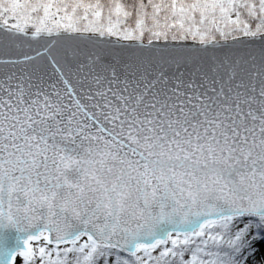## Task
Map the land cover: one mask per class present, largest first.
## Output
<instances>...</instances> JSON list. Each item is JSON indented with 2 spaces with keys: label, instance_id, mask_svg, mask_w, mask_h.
<instances>
[{
  "label": "snow or ice",
  "instance_id": "6c2138e0",
  "mask_svg": "<svg viewBox=\"0 0 264 264\" xmlns=\"http://www.w3.org/2000/svg\"><path fill=\"white\" fill-rule=\"evenodd\" d=\"M0 72V264H264V0H0Z\"/></svg>",
  "mask_w": 264,
  "mask_h": 264
},
{
  "label": "water",
  "instance_id": "95a60500",
  "mask_svg": "<svg viewBox=\"0 0 264 264\" xmlns=\"http://www.w3.org/2000/svg\"><path fill=\"white\" fill-rule=\"evenodd\" d=\"M249 38L247 37H240L238 41L228 40V41H220V46L215 49H209V51H215L216 55L223 56L226 53L229 54H242L252 49H258L260 47V44L258 43H249ZM110 41V42H109ZM121 43H129L125 41H117L115 37L102 39L100 41H97L95 44L88 43V44H81V47L85 48L86 50H92V49H99L103 50L105 52H110L113 54H119V56H127L129 55L133 50L132 49H122L119 45ZM188 45H191V42H188ZM37 46L38 45H34ZM193 55L201 54L202 53H192ZM107 59H110L108 57ZM175 69H170L169 71H174ZM181 71L184 69L181 68ZM3 73L0 72V75ZM19 258V257H18ZM17 258V260H18Z\"/></svg>",
  "mask_w": 264,
  "mask_h": 264
},
{
  "label": "rangeland",
  "instance_id": "374dc122",
  "mask_svg": "<svg viewBox=\"0 0 264 264\" xmlns=\"http://www.w3.org/2000/svg\"><path fill=\"white\" fill-rule=\"evenodd\" d=\"M35 246V245H34ZM262 250H264V249H262ZM260 259V253H257V260H259ZM38 262V261H37ZM17 264H20V258H18V260H17Z\"/></svg>",
  "mask_w": 264,
  "mask_h": 264
},
{
  "label": "trees",
  "instance_id": "16d2710c",
  "mask_svg": "<svg viewBox=\"0 0 264 264\" xmlns=\"http://www.w3.org/2000/svg\"><path fill=\"white\" fill-rule=\"evenodd\" d=\"M218 39H219V37H218ZM222 41V40H221ZM189 42H191V41H189ZM37 264H39V262H37Z\"/></svg>",
  "mask_w": 264,
  "mask_h": 264
}]
</instances>
